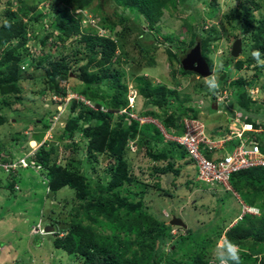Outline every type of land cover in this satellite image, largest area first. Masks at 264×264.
<instances>
[{
    "label": "trees",
    "instance_id": "1",
    "mask_svg": "<svg viewBox=\"0 0 264 264\" xmlns=\"http://www.w3.org/2000/svg\"><path fill=\"white\" fill-rule=\"evenodd\" d=\"M52 1H56V6L50 7L48 14L38 9L39 4ZM96 1L37 0L32 5L27 0H16L15 5L8 2L1 15L0 51L3 50V53L0 54V95L3 105L10 106L9 98H17L22 92L20 84L26 78L20 76L21 67L28 60L21 57V52L33 38H37L33 26L35 23H40L41 29L43 28L41 42L54 39L52 47H56V50L65 49L69 41L79 39L85 44L87 55L81 48H77L72 56L62 54L60 59H53L55 51L51 48L50 53H42L39 58L34 56V59L37 58L36 68L48 65L47 75L44 77L45 87L40 93L46 95L51 92L53 95L65 97L68 92L65 84L70 75L75 73V67L79 68L78 78L83 86L72 91L85 97L96 109L73 101L68 108L70 114L66 126L62 128V137L68 136L73 141L75 136H80V141L88 140L87 153L91 159L98 160L99 154L105 153L115 162L109 169L110 182L103 179L94 181L83 170L82 157L78 154L82 148L79 142L65 146L68 158L64 163L60 159L57 146H40L30 158V165L33 169L40 167L39 174L46 181V206L40 210L38 217L46 219V226L53 228L51 233L45 235L47 241L55 253L59 251L61 260L63 257L69 258L77 262L76 264H212L207 253L211 241L201 242L192 235L175 243L170 254L165 252L164 246L174 237L173 227L145 207L144 198L149 185L124 172L127 167L125 157L130 150L131 140L138 139L139 144L145 145L147 156L153 161L169 160L166 168L156 169L155 173L174 172L178 176L181 168L174 170L175 162L184 160L187 153L176 148L175 143L171 144L170 151L156 150L157 145L164 142V136L155 125H141L126 114L116 115L129 106L127 73L116 66L121 64L120 58H126L127 62L134 60L130 58V53H123L120 58L116 55L118 42L128 45L127 38L134 33L139 34L134 46L139 49L146 64L143 65L138 60L135 62L138 66L136 69L139 71L141 68H153L155 57L151 53L154 49L146 41L154 39V30L159 32L157 24L163 16V10L183 4L184 0H110L120 13L116 12L118 18L114 23L106 18L101 19V29L106 31L104 36L96 29L82 30L83 15H76L92 9ZM217 1L210 0V3ZM246 2L251 6H245ZM14 6L16 10L13 9ZM254 11L264 14V0H244L240 10L235 9L224 15V21L232 29L247 33L242 40L245 58L237 61L235 68L241 70L245 66L250 68L253 65L257 70L256 76L261 77L264 72L262 65L251 57V52L259 50L262 53L261 59L264 60V18L255 26L257 19ZM49 14L52 17L46 20ZM193 14L198 21L201 20V24H205L204 19L197 17V10ZM119 26L121 29L117 30ZM185 27L192 36L189 43L182 40L173 47L176 51L171 46L166 50L171 66L181 65L185 51L198 42L204 57L211 65L207 55L212 51L213 43L219 40V30L211 27L205 32L206 35H202L189 23ZM146 28L149 30L146 31ZM165 40L170 41L171 37H165ZM6 47L8 48L5 49ZM187 75L193 74L184 71L181 66L173 68V89L164 84L152 85L143 76L136 77L133 80L134 88L145 98L147 106L140 115L152 116L169 132L181 135L184 132L183 117H197L193 108L178 101L177 88L183 84L181 79ZM226 83V80L222 82L223 85ZM250 86L255 88L254 83H248L244 78L238 79L233 85L238 90L235 106L244 112L242 119L247 122H252L253 116L264 119V109H261V105L258 106L246 90ZM262 89L264 92V85ZM154 108L160 112L153 110ZM6 123L7 118L0 115V127ZM255 126L258 127L257 124ZM48 127L46 124L45 129ZM263 137L264 133L258 136L257 141L264 152ZM1 148L0 145V164H7L11 159L2 156ZM205 155L210 160H218L214 154L205 152ZM31 167L18 172L0 167V174H7L5 184L0 180V188L8 193L6 198L11 199V194L16 196L14 186L22 179L17 176L31 171ZM231 185L242 201L248 206L258 208L261 215L256 217L247 214L227 231L220 229L217 237L224 233V237L239 245L243 264H264V168L234 174ZM47 201L52 203L48 205ZM62 202L65 204L60 207L57 203ZM62 214H66L68 219L60 225ZM33 240L38 241L37 235ZM38 242L40 246L42 239ZM179 251H184L180 258L177 257Z\"/></svg>",
    "mask_w": 264,
    "mask_h": 264
},
{
    "label": "rangeland",
    "instance_id": "2",
    "mask_svg": "<svg viewBox=\"0 0 264 264\" xmlns=\"http://www.w3.org/2000/svg\"><path fill=\"white\" fill-rule=\"evenodd\" d=\"M27 1L32 5L37 3V0ZM8 2L15 5L16 0H0V20L2 12L5 11ZM243 2L244 0H218L215 3H210V0H184L183 4L164 9L163 16L157 24L159 32L154 30L152 32L154 39L152 38L146 41L154 49L151 53L155 57V66L153 68H141L139 71L136 69L138 67L135 64L136 61L140 60L143 65L146 64V61L140 55L139 49L134 46L135 39L139 34L134 33L131 37H128V45L118 42L116 55L120 58L123 53H130V58L134 59L133 61L130 60L127 62L126 58H120L121 64L116 67L127 73V83L129 85L128 98L131 104L134 103L135 113H140L147 109L145 98L136 93L137 91L134 88L133 80L136 77L143 76L152 85L164 84L170 89L175 88V83L172 79V70L173 68H179V65L171 66L166 50L170 46L172 48L175 47L182 40L186 41L187 44L189 43L192 36L187 31V27H185L186 23L192 25L202 35H206L205 32L211 29V27L219 30V40L213 43L212 51L207 56L210 59L211 65L214 66L213 70L218 79L219 86H223L220 81L221 75L224 69H229V66L227 65V67L225 65L228 60L234 61L232 57L231 59L229 58L232 43L239 39L243 40L247 35L243 30L232 29L224 21V15L235 9L240 10ZM55 6L56 1H52L51 3L39 4L38 9L43 11L44 14H48L50 7ZM245 6L249 7L251 5L246 2ZM13 9L16 10V6ZM193 9L197 10V17L204 19L205 24H201V20L198 21L195 18ZM116 12L120 13V10H117V7L110 0H97L93 4L92 9L78 12L76 15L79 13L83 15L81 21L82 30L96 29L100 35L104 36L106 35V31L101 29V19L106 18L114 23L118 18ZM254 15L257 19L255 26H258L264 18V14L260 11H254ZM51 17L52 15L49 14L46 20H49ZM33 26L37 38H33L24 47V51L21 52V57H26L28 60L26 69H22L20 73L21 77L26 78L20 84L22 92L18 94L17 98H9L10 106L3 105V98L0 95V115L7 118V123L0 127L2 156L15 161L24 153L25 155H33L44 143L45 145L54 144L58 147L60 159L64 163L68 158V150L65 149V146L72 142L75 144L79 142L83 148L78 152L79 156L82 157L83 170L94 181L103 179L106 182H110L111 172L109 169L111 165H115V162L107 154L100 153L98 160L91 159L87 153L88 140L80 141V136H75L73 141L68 139V136L62 137V128L65 126L68 115L70 114L69 110L64 116V124H59L52 133L48 132V130L46 131V129L44 130L41 122H35L44 119L45 124H49V120L55 115L57 103L54 102L55 95L53 96L51 92L46 93V95L40 93L45 87L44 77L47 75L48 65L45 64L41 68H36L35 66L37 58L42 53L44 55L45 53H50L49 49L54 48L52 47L54 46V39H48L42 43L41 39L44 33L43 28L41 29L42 25L35 23ZM45 27L48 29L47 24H45ZM120 29L121 26L117 27V30ZM145 30L148 31L149 29L146 28ZM168 36L171 37L170 41L165 40V37ZM247 43L249 44V42ZM84 46L85 44L81 43L79 39L71 40L67 43L65 49L56 50L55 47L52 50L53 52L55 51L53 59H60L62 54L64 56H72L77 48H81L83 53L87 55L88 52H86V49L84 50ZM172 50L176 51L175 48ZM1 53H3V50L0 51ZM35 55L37 58L34 59ZM244 58L245 53H242L237 59ZM82 64L83 62L79 65ZM78 69L75 67L74 71L76 74L72 73L69 81L65 84L71 91L75 88L80 89L83 86L78 78L80 74ZM262 71H264V65H262ZM256 72V68H245L239 72L234 69L233 65L228 71V79L231 82L242 77L249 82H255L260 89L259 97H264V92L262 91L264 72L260 78H255ZM181 81L183 84L177 88L179 92L178 101L186 105H197L204 102L208 110L213 106V102L208 95L209 93L205 96L207 87L205 86L203 78L195 75H187ZM231 88V86H228V89ZM136 95L137 97H135ZM224 98L218 93L216 105L222 103L225 100ZM18 99L20 100L18 101ZM237 99L238 96L236 95L235 99H231L233 100L232 104H229L227 107L238 110L239 108L235 106ZM260 105L262 106L261 109H264V105L259 103L258 106ZM220 108H222V105ZM153 110L158 113L160 112L157 108ZM63 112L62 108L60 113L62 114ZM204 113L206 112L202 114ZM209 113V115L204 114L203 116L201 114V119L203 118L208 133L214 130L216 126L222 125L223 127H227L229 113L227 115H220L215 110H210ZM238 113L242 114L244 112H241L240 109ZM253 117L258 118L256 116ZM117 118L115 119L117 120ZM158 124L159 129L163 131L162 125L160 123ZM24 133H27V136ZM166 139L168 141V137ZM31 142L32 146H28L31 145ZM139 143L133 144V149L128 150L125 157L127 167H125L124 172L149 185L146 188L144 198L145 207L150 209L155 215H158L166 224H170L174 217L181 219L185 224L183 228L173 227L174 237L164 246L165 252L170 254L171 248L175 243L182 238H187L189 235H192L201 242L211 241V244L207 248L208 257L212 264H218L215 260L213 249L216 243L224 237V233L219 238L217 237V233L220 229H224V232L227 231L235 223L234 221L242 215L243 212L239 197L224 187L211 186L210 184L197 181L195 176L196 172L191 165L187 169H184L187 166L184 165V168L178 176L174 172L168 174L155 173L156 169L166 168L169 160L160 162L153 161L147 156L148 150L146 146ZM171 149V144L165 141L156 147V150L160 151H170ZM183 163L184 161L182 160H176L175 168H180ZM6 175L0 174V180L4 184L7 182ZM17 177H21L22 179L14 186L16 196L11 194V199L6 198L8 193L0 188V264H76L77 262L69 258L63 257V260H61V256L58 254L59 251L55 253L45 235H40L41 233L37 235L38 241L42 239L40 246H38V241L35 242L33 240L38 231L32 226L38 223L39 212L46 206V187L44 184L42 185V183L46 182L43 181L44 178L39 174V170L34 171L32 168L31 171H25V174L20 173ZM157 184L160 186L157 187ZM70 196L73 197L71 194ZM71 200L73 203L72 198ZM47 202L49 205L51 201ZM57 204L62 207L65 203ZM74 204H77V202H74ZM66 219H68L66 214L60 216L61 222ZM39 220L41 223L44 221L43 225L46 227L48 221L44 218H39ZM61 222L60 225L64 223ZM183 253L184 251H179L177 257H182Z\"/></svg>",
    "mask_w": 264,
    "mask_h": 264
},
{
    "label": "clouds",
    "instance_id": "3",
    "mask_svg": "<svg viewBox=\"0 0 264 264\" xmlns=\"http://www.w3.org/2000/svg\"><path fill=\"white\" fill-rule=\"evenodd\" d=\"M242 41V39H239ZM235 43V42H234ZM232 43V46H231V51H230V54H229V58L231 59V57L233 58L232 60H234L233 62L232 61H229L227 62V64L225 66H229V69L231 66L235 65V63L241 59H237L240 57V55L242 53H244V46H243V41H242V52L240 53V55L238 57H233L232 56V47H233V44ZM198 44H200V42L196 43L192 48H189L188 50L185 51L182 59H181V65H179V67L181 66L183 68V65H182V60L187 56V53L195 48ZM200 48H201V45H200ZM201 53H202V56L204 57L203 55V52H202V49H201ZM261 56H262V53L259 51V50H253L251 52V57L258 63V64H262L264 65V60L261 59ZM204 59L206 60V62L208 63V66L210 68V71H211V74L207 77H202L201 75L195 73V72H190V71H186V72H190L193 74V76H199V78H203L204 79V83H205V86L207 87L206 88V93H205V96L206 94L209 95V97L211 98L212 102H213V106L208 110V108L205 106L206 103L204 102H201L200 104H197V105H189V107L193 108L195 110V114L197 117H189V116H185L183 117L182 119V126H183V129H184V132L181 134V135H176L172 132H169L166 127L157 119L153 118L152 116H148V117H144V116H141L140 113H135L134 109V103H130V99H129V106L127 109H124L118 113H116L117 116H120V115H128L131 119H134L138 122H140L141 125H145V124H153L155 125L158 129H159V124L160 123L163 127V131H161L160 129V132L163 134L164 136V141L165 142H169V144H172V143H175L177 148H181L180 150H184L186 153H187V157L182 160L184 161L183 165L180 166L181 170L184 168V165H187V166H192V168L195 170L196 172V179L197 181L199 182H203V183H206V184H210L211 186H221V187H224L226 190L228 191H231L233 192L235 195H237L240 199V205L242 207V215L238 217V219H236L233 223V225L231 227H233L234 225H236L245 215L249 214V215H252V216H256V217H259L261 215V212L259 211L258 208H255V207H251V206H248L246 205L240 195L233 189L232 185H231V177L234 175V174H237L241 171H246V170H250V169H255V168H264V166L260 165V166H252L250 168H247V169H242L238 172H235L234 174H232V176L230 177V180H229V189L226 188L224 185L222 184H218V183H208V182H205V181H202L200 180L198 177H199V170H198V167H197V163L196 161L193 159V157L190 155V153L188 152V150L185 148V146L179 144L176 140H173V138H176V137H181L185 134V127H184V121L185 119H194V120H197L199 122H201L203 125H204V131H205V135L207 137V139H209L210 142H212L213 144L216 145V147H214L213 149H210L208 146L206 145H201L200 146V152L201 154L206 158V160L210 161V162H213V163H216V164H219L220 162H222L226 157L230 156L234 149L237 148L240 143L238 140H232V141H224L225 139H227L228 135H230V132H231V128H237L239 130L242 129V127L247 124V125H252V128L253 130L252 131H248V132H245V139H248L247 140V144L248 146H257L259 147L260 149V152L261 154L264 155V152L262 151L261 149V146L259 145L258 141H257V138L259 135L263 134L264 133V119H256V118H253L252 122H247L245 120L242 119V116L244 113H238V110L236 109H232V108H228L227 106L229 104H232L233 100L231 99H235V96L238 95V90L236 87H233V85L235 84V82L242 78V77H239L238 79H235L231 82H229V79H228V71L229 69H224L223 70V73L221 75V79L220 81L221 82H224L225 80L227 81L226 84H224L223 86H219V82H218V79L216 77V75L214 74V70H213V67H211V65L209 64V62L207 61V59L204 57ZM232 62V63H231ZM27 63H23L22 64V69L25 70L26 67H27ZM227 66V67H228ZM245 68H247V66H245L243 69L241 70H238L237 68H235L234 66V69H236L237 71L241 72L243 71ZM250 68H255V66H251ZM21 69V70H22ZM184 70V69H183ZM185 71V70H184ZM72 76V74L70 75V77ZM192 76V75H190ZM224 77V79L222 80V78ZM184 78V77H183ZM255 78H260V76H255ZM246 82L248 83H254L255 82H249L246 80ZM228 86H231L232 88L231 89H228ZM263 86V85H262ZM181 87V86H180ZM252 86H250V88H246V90L249 92V95L252 97V99L257 102V104L261 103L264 105V97L261 96L259 97V93H260V89L258 88L257 86V83L255 84V88H251ZM179 88V87H178ZM178 91V90H177ZM263 91V89H262ZM138 93V92H136ZM219 93V95H221V97H225L224 101L222 103H217L218 105H216V97H217V94ZM201 94V93H200ZM129 95V94H128ZM138 95V94H137ZM137 95L135 97H137ZM207 95V97H208ZM211 95V96H210ZM54 96V95H53ZM132 96V95H131ZM70 97V100L69 102H66L65 100ZM55 98H60L61 101H57ZM206 98V97H205ZM135 100V99H134ZM73 101H79V102H82L84 104H86L87 106H89L90 108L92 109H96L95 105L92 104L90 101H88L87 99H85V97H83L82 95L80 94H77V93H73L71 90L68 89V92H67V95L65 97H62V96H57L55 95L54 96V102L57 103V106H56V111H55V115L52 117L50 121V123L47 125H49V127L46 129V131L48 130V132L52 133L54 130H56L57 126L59 124H64L63 123V119H64V116L66 114V112L68 111V108L69 106L71 105V103ZM261 101V102H260ZM59 104V105H58ZM222 105V108H220V106ZM206 107V109H205ZM61 108V109H59ZM63 108V113L61 114V110ZM210 110H215L217 114H220V115H227V113H229L230 115L228 116V125L227 127L226 126H219V130H212L210 133H208V129H207V126L205 124V122L203 121V118L201 119V117L204 115V114H210ZM70 111V110H69ZM203 112H206L204 114H202ZM202 114V116H201ZM36 123L37 122H41L43 127H44V130H45V122H44V119H41V120H37L35 121ZM255 124L258 125V127L255 126ZM65 126H66V123H65ZM64 126V127H65ZM63 127V128H64ZM221 132V134L217 135L216 132ZM27 134V133H26ZM25 133L24 135L27 136ZM165 134V135H164ZM166 137H168V141L166 139ZM34 142V141H32ZM31 142V143H32ZM138 142V139L136 140H131L130 143H129V148L130 150L133 149V144L137 143ZM36 143V142H35ZM45 144V143H44ZM43 145V144H42ZM31 146V145H30ZM205 152L207 153H210V154H214L217 156V161H213V160H210L206 157L205 155ZM34 156L33 155H25V153L21 156V157H18L15 161L11 160L9 163L7 164H15L16 165V168L14 169H11V170H14V171H17L20 170V169H23V170H27L28 168L31 167V161H30V158H32ZM181 161V160H180ZM4 165L6 164H0V167H3L4 168ZM33 168V167H31ZM35 168V167H34ZM178 168V169H180ZM39 170L40 171V167H36L35 169L33 170ZM177 169L174 167V170ZM44 181V180H43ZM46 182V181H44ZM41 183V182H40ZM45 185L46 183H42V185ZM52 203V202H51ZM50 203V204H51ZM40 219H43V218H40ZM44 221H41L39 220L38 223L34 224V226H32L33 228L36 229V231H38V234L40 235H47L49 233H51L52 231L50 232H47L46 228H52L50 227L49 225H47L46 227H44L43 225ZM171 223V222H170ZM171 225V224H169ZM172 226V225H171ZM172 227H180V228H183L181 226H172ZM231 227H229L228 229H230ZM53 229V228H52ZM213 254H214V257H215V260L218 262V264H243V261H242V258H241V255H240V248H239V245L232 241V240H229L227 239V237H222L221 240H219L217 243H216V246L215 248L213 249Z\"/></svg>",
    "mask_w": 264,
    "mask_h": 264
},
{
    "label": "built area",
    "instance_id": "4",
    "mask_svg": "<svg viewBox=\"0 0 264 264\" xmlns=\"http://www.w3.org/2000/svg\"><path fill=\"white\" fill-rule=\"evenodd\" d=\"M61 101L60 98H55ZM70 97L65 101L69 102ZM61 109V108H59ZM185 134L181 137L173 138L179 144L185 146L190 155L197 163L199 170V179L208 183H218L229 189V180L232 174L242 169H247L252 166H264V155L261 154L259 147L248 146L244 135L245 132L252 131V125L245 124L241 130L231 128L230 135L224 141L238 140L240 145L234 149L233 153L226 157L219 164L210 162L200 152V146L206 145L210 149L216 147L215 144L209 141L205 135L204 125L194 119H185L184 121ZM4 168L9 171L16 168L15 164H6Z\"/></svg>",
    "mask_w": 264,
    "mask_h": 264
},
{
    "label": "water",
    "instance_id": "5",
    "mask_svg": "<svg viewBox=\"0 0 264 264\" xmlns=\"http://www.w3.org/2000/svg\"><path fill=\"white\" fill-rule=\"evenodd\" d=\"M242 52V41L238 40L233 44L232 47V56L238 57ZM183 69L185 71L195 72L202 77H207L211 74L208 63L204 59L201 53L200 44H198L195 48L191 49L187 56L182 60ZM224 77L222 78V80ZM32 146V143H31ZM172 226H181L185 227L183 221L179 218L174 217L170 223ZM47 232L52 231V228H46Z\"/></svg>",
    "mask_w": 264,
    "mask_h": 264
},
{
    "label": "crops",
    "instance_id": "6",
    "mask_svg": "<svg viewBox=\"0 0 264 264\" xmlns=\"http://www.w3.org/2000/svg\"><path fill=\"white\" fill-rule=\"evenodd\" d=\"M216 129L219 130V126H216V128L214 130H216ZM216 133H217V135H218V133H219V135L221 134L220 131L219 132L217 131ZM187 168H189V166H186L184 169H187Z\"/></svg>",
    "mask_w": 264,
    "mask_h": 264
}]
</instances>
